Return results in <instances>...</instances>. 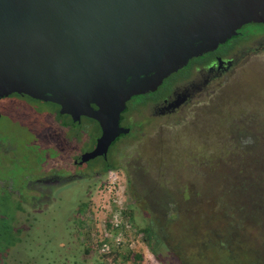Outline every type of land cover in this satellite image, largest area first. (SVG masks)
Segmentation results:
<instances>
[{
  "label": "rangeland",
  "instance_id": "1",
  "mask_svg": "<svg viewBox=\"0 0 264 264\" xmlns=\"http://www.w3.org/2000/svg\"><path fill=\"white\" fill-rule=\"evenodd\" d=\"M256 42L180 112L151 120L140 108L180 70L131 97L121 114L130 132L108 149L107 171L101 156L76 163L95 145L97 122L74 125L57 105L26 96L2 99L0 264H232L227 249L238 251L233 264H264V213L246 200L247 186L264 191V50ZM240 156L249 183L229 193ZM117 248L124 254L114 261L101 255Z\"/></svg>",
  "mask_w": 264,
  "mask_h": 264
},
{
  "label": "water",
  "instance_id": "2",
  "mask_svg": "<svg viewBox=\"0 0 264 264\" xmlns=\"http://www.w3.org/2000/svg\"><path fill=\"white\" fill-rule=\"evenodd\" d=\"M249 22L264 0H0V98L54 103L100 135L79 163L106 158L126 102Z\"/></svg>",
  "mask_w": 264,
  "mask_h": 264
},
{
  "label": "flooded vegetation",
  "instance_id": "3",
  "mask_svg": "<svg viewBox=\"0 0 264 264\" xmlns=\"http://www.w3.org/2000/svg\"><path fill=\"white\" fill-rule=\"evenodd\" d=\"M259 24L264 26V22H260ZM254 41H257L256 43H258L260 48L264 50V31L255 35L238 31L236 36L219 44L214 50L203 53L198 57L191 58L185 66L179 69L183 72L181 75L177 70L174 72L175 74L178 73L176 76L172 73L169 77H166L163 80L164 82L166 79L170 78L171 75L174 76H171L173 80H171L167 92L159 98L140 106L142 109L141 112L151 110L152 113L150 114V117L151 120H153L156 118L168 117L169 115L182 111L188 103L199 98L201 95L208 93V91H211L213 87L225 77V75L232 73L238 64L244 61L245 55L250 51ZM191 60L192 62L189 63ZM161 85H159L157 89ZM156 90L145 94H150ZM9 96L0 98V101ZM124 120L125 118L121 115L120 124L123 127H127ZM80 123H82V118L79 124ZM78 159L76 160V163H78V165L83 164L79 163Z\"/></svg>",
  "mask_w": 264,
  "mask_h": 264
},
{
  "label": "trees",
  "instance_id": "4",
  "mask_svg": "<svg viewBox=\"0 0 264 264\" xmlns=\"http://www.w3.org/2000/svg\"><path fill=\"white\" fill-rule=\"evenodd\" d=\"M50 103V102H49ZM52 104H54V103H52ZM56 105V104H55ZM58 106V105H57ZM59 107V106H58ZM68 116V115H67ZM69 118V117H68ZM82 118H85V119H90V118H86V117H82ZM70 119V121H71V123H73L74 125H78L79 124V122L77 123V122H73L72 120H71V118H69ZM91 121H94V122H96L95 120H92V119H90ZM81 124V123H80ZM79 124V125H80ZM97 124V123H96ZM98 129H99V134H100V128L98 127ZM76 136V135H75ZM75 136L73 135V138H75ZM123 136H124V134H123ZM120 137V136H119ZM119 137H117V139L119 138ZM117 139L113 142V143H115L116 141H117ZM112 145V144H111ZM110 148V147H109ZM244 155H245V152H244ZM240 164L238 165V167H237V170H236V172L238 173L235 177H233L234 179H232V182H230L229 184H228V186H227V188H226V191L227 192H231V193H235V192H237V191H239L240 189L242 190V186H243V188H244V190H245V186L244 185H246V184H248L249 183V178L247 177V175H248V172H247V170L249 169V168H247L246 166H245V168H244V165H243V163L245 164V161H244V158L245 157H243V156H240ZM247 158V157H246ZM245 158V159H246ZM105 159V158H104ZM103 168L107 171V170H111V168H114L110 163L108 164L107 163V161H106V159L104 160V165H103ZM258 171V170H257ZM256 178V177H255ZM246 192H247V197H246V200H247V202L249 201V203H247V204H249V206L251 205H253V204H256V203H254V201H259V204L261 205L260 206V212L261 213H264V211H263V209H264V202L262 203V199H261V196H260V194H264V191L262 190V191H260V186H255V184H253L252 186H247L246 187ZM246 202V201H245ZM242 205V208H241V206H240V204L238 205V209H236V210H242L243 209V203L241 204ZM240 206V207H239ZM263 207V208H262ZM224 208V207H223ZM231 208H233V207H231ZM243 211V210H242ZM124 214H125V212H124ZM126 215V214H125ZM264 217V216H263ZM233 223H234V225H238L239 223H240V215L239 214H237L236 215V219H234V221H233ZM242 225V224H241ZM213 230V229H215V228H209L208 230ZM215 230H217V228L215 229ZM148 232H146L145 231V233H146V235H148V236H150V237H154L153 236V233H152V230L149 228L148 230H147ZM151 249L154 251L155 249L153 248V247H151ZM214 249L216 250V247H214ZM211 251H212V249H211ZM227 251V257H226V259L229 261V262H231L232 264L235 262V259H234V256L233 255H236L235 253L236 252H238V251H235V250H226ZM213 252V251H212ZM214 253V252H213ZM124 254V252H123V250L121 249V248H117L116 250H107L106 252H104V253H101V255L103 256V258L105 259V258H109L110 260H115L116 258H117V256H120V255H123ZM127 254H129V253H127ZM136 258L137 259H140L141 258V256H139V255H137L136 256ZM220 259H223V258H220Z\"/></svg>",
  "mask_w": 264,
  "mask_h": 264
},
{
  "label": "built area",
  "instance_id": "5",
  "mask_svg": "<svg viewBox=\"0 0 264 264\" xmlns=\"http://www.w3.org/2000/svg\"><path fill=\"white\" fill-rule=\"evenodd\" d=\"M109 177L110 178H116V175H114V173L112 171L109 172Z\"/></svg>",
  "mask_w": 264,
  "mask_h": 264
}]
</instances>
